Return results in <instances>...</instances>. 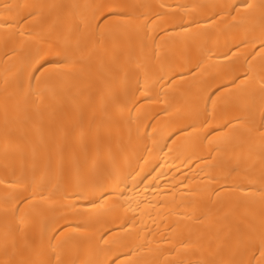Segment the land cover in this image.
Segmentation results:
<instances>
[{"label":"bare ground","instance_id":"6f19581e","mask_svg":"<svg viewBox=\"0 0 264 264\" xmlns=\"http://www.w3.org/2000/svg\"><path fill=\"white\" fill-rule=\"evenodd\" d=\"M0 264H264V0H0Z\"/></svg>","mask_w":264,"mask_h":264}]
</instances>
